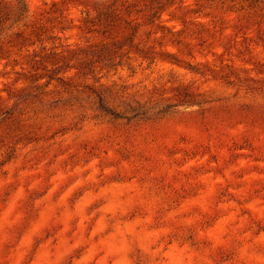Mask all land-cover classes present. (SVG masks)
I'll use <instances>...</instances> for the list:
<instances>
[{"label": "rangeland", "instance_id": "1", "mask_svg": "<svg viewBox=\"0 0 264 264\" xmlns=\"http://www.w3.org/2000/svg\"><path fill=\"white\" fill-rule=\"evenodd\" d=\"M0 264H264V0H0Z\"/></svg>", "mask_w": 264, "mask_h": 264}]
</instances>
